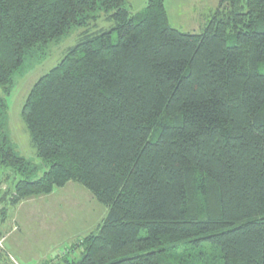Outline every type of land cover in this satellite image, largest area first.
I'll return each mask as SVG.
<instances>
[{
  "label": "trees",
  "instance_id": "1",
  "mask_svg": "<svg viewBox=\"0 0 264 264\" xmlns=\"http://www.w3.org/2000/svg\"><path fill=\"white\" fill-rule=\"evenodd\" d=\"M126 6L0 0L10 203L75 182L108 209L57 264H264V0H220L201 33L171 27L166 0ZM101 14L113 27L89 30ZM76 27L80 41L23 108L37 178L5 134L6 97L25 61Z\"/></svg>",
  "mask_w": 264,
  "mask_h": 264
},
{
  "label": "rangeland",
  "instance_id": "2",
  "mask_svg": "<svg viewBox=\"0 0 264 264\" xmlns=\"http://www.w3.org/2000/svg\"><path fill=\"white\" fill-rule=\"evenodd\" d=\"M148 0H127V9L142 14ZM220 0H166L171 27L186 33H201ZM113 24L105 14L89 30H110ZM85 29L73 28L70 34L49 45V54L42 61L26 60L15 74L5 134L16 151L40 168L37 178L45 172L23 122V108L34 85L63 60L75 47ZM19 178L0 164V264H57L66 255L78 256L71 246L90 233L97 232L108 213L84 186L70 182L51 194L30 198L18 205L10 201L16 196L14 185ZM80 257V256H79ZM78 257V258H79Z\"/></svg>",
  "mask_w": 264,
  "mask_h": 264
},
{
  "label": "crops",
  "instance_id": "3",
  "mask_svg": "<svg viewBox=\"0 0 264 264\" xmlns=\"http://www.w3.org/2000/svg\"><path fill=\"white\" fill-rule=\"evenodd\" d=\"M136 14H140V13H136Z\"/></svg>",
  "mask_w": 264,
  "mask_h": 264
}]
</instances>
